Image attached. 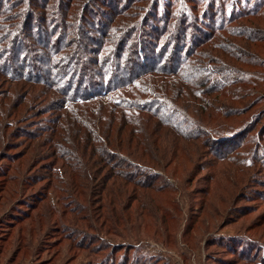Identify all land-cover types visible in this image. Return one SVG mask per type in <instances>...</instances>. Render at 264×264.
<instances>
[{"label": "rangeland", "instance_id": "obj_1", "mask_svg": "<svg viewBox=\"0 0 264 264\" xmlns=\"http://www.w3.org/2000/svg\"><path fill=\"white\" fill-rule=\"evenodd\" d=\"M5 1L11 9L0 11V264H98L109 256L114 264H264V0ZM173 15L187 22L181 57L197 40H211L194 55L211 70L199 78L201 87L217 79L228 85L200 100L182 84L186 117L203 137L188 157L156 169L168 189L159 195L163 229L148 215L143 227L124 229L113 211L127 192L136 209L133 198L143 191L128 184L117 192L89 156L85 165L65 141L69 120L57 107L63 97L22 71L47 75L54 61L69 63L57 71H68V80L78 68L77 84L83 67L103 77L121 54L129 57L118 72L131 58L142 60V69L168 68L177 39ZM175 80L166 76V83ZM164 92V99L179 96L176 88Z\"/></svg>", "mask_w": 264, "mask_h": 264}, {"label": "trees", "instance_id": "obj_2", "mask_svg": "<svg viewBox=\"0 0 264 264\" xmlns=\"http://www.w3.org/2000/svg\"><path fill=\"white\" fill-rule=\"evenodd\" d=\"M9 9L11 5L8 1L1 0L0 11ZM173 20L175 29L171 37L177 39L174 41L168 68H161L152 63L149 68L142 69V60L131 58L130 64L125 63L121 72H118L116 69L122 64L118 62L129 57L121 54L120 59L114 63L116 69L112 65H106L103 77L88 72V66L83 67L77 84H73L72 79L77 76L78 68L68 80V71H57L63 70L64 67L69 68V63L57 65L54 61L47 75H39L34 70L22 71L25 75L29 74V78L51 84L58 96L63 97L57 107L63 111V120H69L64 129L65 141H70L68 145L81 151L85 165L89 163V156V160L99 169V177L109 180L113 190L117 192L127 191L128 184H134L143 191L133 198L139 202L134 210H131L127 202L132 193H125L124 201L119 196L122 205L114 209L113 219L122 223L124 229L135 223L136 227H143L142 218L145 215L149 216V221L155 228L163 229L157 211L161 202L159 195L168 192V189L154 177L156 169L167 168L180 157H188L193 148H198L199 140L203 137L202 127L194 128L196 123L191 124L186 117L189 112L181 100L188 92L182 84H189L196 94V99L200 100L211 93L222 91L223 86L228 85V82L218 84L217 79L211 80V85L206 90L201 87L202 81L205 80L199 78L210 69L196 64L194 55L198 52L196 46L204 47L211 40L207 39L201 43V40L192 39V43L197 40V45L193 49L190 48L185 55L182 51L181 57L178 54L179 40H183L181 31L187 22L183 16L180 18L177 15H173ZM121 21L124 24L129 22L124 19ZM169 21L170 19L168 23ZM61 44V41H57L58 46ZM139 68L142 70L138 71ZM31 72H34L35 76ZM169 75L177 77V81L166 83V76ZM173 88L178 90L176 101L161 96L162 92L168 93ZM146 96L153 97L148 99ZM162 104H166L167 108ZM57 136L59 137L58 132ZM97 249L100 247L97 246ZM112 254L114 252L110 255ZM109 258L110 256L98 264H114L115 261L106 260Z\"/></svg>", "mask_w": 264, "mask_h": 264}]
</instances>
